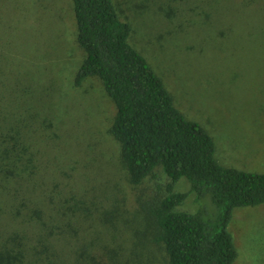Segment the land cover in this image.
Returning a JSON list of instances; mask_svg holds the SVG:
<instances>
[{"label":"rangeland","instance_id":"obj_1","mask_svg":"<svg viewBox=\"0 0 264 264\" xmlns=\"http://www.w3.org/2000/svg\"><path fill=\"white\" fill-rule=\"evenodd\" d=\"M114 3L132 25L129 43L176 107L212 136L217 160L264 172V0ZM82 58L71 0H0L1 124L28 134L40 184L31 197L45 208H85L89 216L79 214L67 230L66 251L102 253L108 264H167L140 206L167 176L158 168L138 185L128 181L109 132L112 100L97 77L73 84ZM196 207L192 194L181 209ZM14 226L1 215V236ZM227 228L233 264H264V203L233 208Z\"/></svg>","mask_w":264,"mask_h":264},{"label":"trees","instance_id":"obj_2","mask_svg":"<svg viewBox=\"0 0 264 264\" xmlns=\"http://www.w3.org/2000/svg\"><path fill=\"white\" fill-rule=\"evenodd\" d=\"M71 5L74 39L83 52L74 86L92 76L101 81L115 107L109 132L131 184L158 168L167 176L164 186L140 203L154 228L151 241L163 246L167 264H233L237 252L227 228L232 210L264 203V172L217 160L212 136L176 107L162 79L129 43L132 25L114 0H71ZM2 118L0 217L9 216L17 227L0 235V264H108L102 253L64 249L77 216L89 215L78 204L37 205L31 196L40 184L28 134L20 126L19 133L7 131L9 121L2 125ZM181 178L188 190H176ZM192 194L197 207L181 209Z\"/></svg>","mask_w":264,"mask_h":264}]
</instances>
